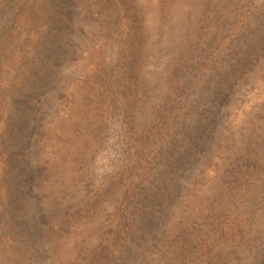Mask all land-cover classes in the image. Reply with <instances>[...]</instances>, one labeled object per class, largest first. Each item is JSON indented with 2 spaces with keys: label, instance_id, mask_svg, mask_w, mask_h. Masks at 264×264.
Wrapping results in <instances>:
<instances>
[{
  "label": "rangeland",
  "instance_id": "rangeland-1",
  "mask_svg": "<svg viewBox=\"0 0 264 264\" xmlns=\"http://www.w3.org/2000/svg\"><path fill=\"white\" fill-rule=\"evenodd\" d=\"M0 264H264V0H0Z\"/></svg>",
  "mask_w": 264,
  "mask_h": 264
}]
</instances>
